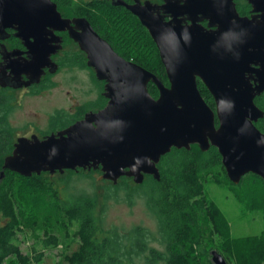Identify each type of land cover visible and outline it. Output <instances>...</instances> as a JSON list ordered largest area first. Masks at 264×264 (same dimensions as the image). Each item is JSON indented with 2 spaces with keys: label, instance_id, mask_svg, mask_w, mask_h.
<instances>
[{
  "label": "water",
  "instance_id": "1",
  "mask_svg": "<svg viewBox=\"0 0 264 264\" xmlns=\"http://www.w3.org/2000/svg\"><path fill=\"white\" fill-rule=\"evenodd\" d=\"M112 2L127 5L147 27L170 85L144 66L125 60L102 40L109 65L96 57L93 65L98 77L108 81L107 106L44 138L19 137L4 159L0 182L7 169L31 176L80 168L101 169L103 178L115 184L122 176L136 183H142L147 174L160 180L161 157L174 147L190 149L193 144L203 151L217 147L232 182L240 183L250 172L264 180V132L256 125L264 110L255 101L264 93V64L251 67L264 61L263 34L252 33L251 24L240 26L234 0ZM197 13L210 18L217 29L185 25L179 18ZM24 15L36 22L60 17L52 0H0L4 27ZM166 15L172 18L165 20ZM38 44L36 54L45 53ZM39 60H32L26 83L41 80L44 68ZM198 77L213 95L215 109L200 92ZM4 78L0 72L2 84H9ZM150 82L158 87V98L149 91ZM211 253L215 264H229L218 250Z\"/></svg>",
  "mask_w": 264,
  "mask_h": 264
},
{
  "label": "trees",
  "instance_id": "2",
  "mask_svg": "<svg viewBox=\"0 0 264 264\" xmlns=\"http://www.w3.org/2000/svg\"><path fill=\"white\" fill-rule=\"evenodd\" d=\"M57 1L96 19L92 7L99 5V0L87 4L83 0ZM116 10V7L104 6L98 13L110 18L107 12H112L116 27L120 14ZM142 34L145 54H137L138 63L168 84L157 44L148 29ZM198 87L206 102L215 109L214 97L206 85L198 82ZM149 91L152 95L158 93L154 85L149 86ZM255 101L264 110V94ZM2 102L0 170L4 155L11 154L14 149L13 128L6 124L4 96ZM216 121L218 124V119ZM256 125L264 132V117ZM158 167L160 180L149 174L142 183L128 176H122L117 184L104 179L111 186L103 193L69 187L76 174H103L101 169H67L54 174L45 171L31 176L7 169L6 177L0 182V264H39L43 260V248L29 254L22 251L17 242L19 231L35 225L43 230V236H37L42 246H57L65 241V264H215L211 253L214 249L221 252L229 264L231 260L234 264H264V235L232 237L225 213L206 194L209 180L236 185L229 179L217 147L211 146L207 151L198 144L190 149L174 147L161 157ZM54 175H59L60 179ZM245 177L251 185L259 179L264 186L263 178L255 173H247L242 180ZM121 185L130 202H134L135 194L144 199L156 220L155 230L141 224L129 228L105 225L106 205L109 199L120 196ZM19 190L39 196L40 210L31 218L25 215ZM74 244L77 246L73 247Z\"/></svg>",
  "mask_w": 264,
  "mask_h": 264
},
{
  "label": "flooded vegetation",
  "instance_id": "3",
  "mask_svg": "<svg viewBox=\"0 0 264 264\" xmlns=\"http://www.w3.org/2000/svg\"><path fill=\"white\" fill-rule=\"evenodd\" d=\"M52 1L57 4L60 13L58 19L46 18L36 22L32 18L29 19V15H24L21 20L7 23L5 27L0 22V72L5 74L4 81L9 83L3 85L0 80V117L3 114V96L6 99L4 111L5 114H8L12 111L15 100L25 95L43 92L53 84L54 76L63 70L85 71L88 74L89 84L83 89L82 95L75 98L72 91L68 89V95L71 100L74 99L68 111L63 110L60 118L50 119L48 121V124L52 126L50 129H41L38 131L40 133L23 135L26 137L37 134L40 138H44L49 134L70 127L83 120L87 114L98 112L107 106L109 102L106 95L108 81L106 78L98 77L93 65V57L100 59L103 64L107 61L108 55L104 49L103 41L107 42L119 56L139 65L141 64L137 61V54H141V56L145 54V39L142 33H145L147 27L127 5H114L112 0H99V5L92 7V11L96 14V19L92 20L85 13H77L71 7L59 3L57 0ZM92 1L94 0H83L86 4ZM125 1L127 4L135 3V0ZM141 1L144 3L146 0ZM151 1L158 4L164 3V0ZM234 3L240 26L244 27L245 24H251L254 26L252 33L255 35L259 32L262 33L264 41V0H234ZM99 6L102 9L104 6L117 8L119 12L116 11L120 14L116 20V27L114 17L108 18L107 15L102 17L101 13H98V11H102ZM171 18L170 15L165 16V20ZM179 18L185 25L195 23L206 30H213L218 27V25H211V19L203 13L186 14ZM103 26H106L109 32L104 30ZM76 36L79 38L77 39ZM38 43L44 47L45 53L36 54L35 48L39 46ZM35 58L40 59L44 74L39 82L26 83L30 80V74H32L30 66ZM259 62V64L253 63L251 67L257 69L261 63L264 64V61ZM105 64L109 65V63ZM247 76H250V73L247 72ZM72 78H76V76L68 77V73H66L64 76L65 84L71 83ZM251 81L254 82L255 80L252 78ZM198 82H203V80L198 77ZM165 84L169 86L170 82ZM151 85L156 87L158 93L153 96L158 98V87L153 82H150L148 87ZM30 125L36 124L33 122ZM19 137L21 136H18L17 139Z\"/></svg>",
  "mask_w": 264,
  "mask_h": 264
},
{
  "label": "rangeland",
  "instance_id": "4",
  "mask_svg": "<svg viewBox=\"0 0 264 264\" xmlns=\"http://www.w3.org/2000/svg\"><path fill=\"white\" fill-rule=\"evenodd\" d=\"M107 14L115 16L112 12H107ZM66 73L68 77L76 76V78H72L71 83L65 84ZM87 78L88 74L85 71L73 72L66 69L54 76L53 84L43 92L25 95L15 100L12 111L6 113V124L12 125L13 128V140L16 141L18 136L40 133L38 131L41 129H50L52 126L48 124V121L60 118L62 111H68L73 104L74 99L71 100L67 93L68 89L72 91L74 98L82 95L83 89L89 84V78ZM33 122L36 125L29 126ZM26 124L28 126L24 127ZM54 176L60 179L59 175ZM110 186L111 183L104 182L103 175L98 172L92 175L76 174L69 185L70 188H86L87 190H98L100 193L109 189ZM126 193L124 186L121 185L120 196L109 199L106 205L105 225L129 228L141 224L155 230L156 220L150 214L144 199L135 194L134 202H130L126 199ZM206 194L225 213L230 223L232 237L264 235V186L259 179L251 185V181L249 182L245 177L241 183L234 186L209 180L206 184ZM38 199V195L33 197L19 190V200L25 208L26 217L31 218L40 210L41 205H38ZM38 235L43 236V230L37 225L19 231L17 242L22 251L31 254L34 249L43 248L45 256L39 264H65L63 257L65 241L64 243L61 241L57 246L44 247L38 242ZM217 239L221 241V238ZM75 246L77 244L73 245ZM231 262L234 264L233 260Z\"/></svg>",
  "mask_w": 264,
  "mask_h": 264
}]
</instances>
